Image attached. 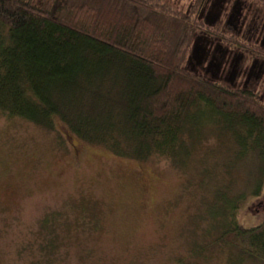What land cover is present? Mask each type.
Here are the masks:
<instances>
[{"label": "trees", "instance_id": "trees-1", "mask_svg": "<svg viewBox=\"0 0 264 264\" xmlns=\"http://www.w3.org/2000/svg\"><path fill=\"white\" fill-rule=\"evenodd\" d=\"M199 2L188 14L168 0H0V111L117 155L181 166L210 131L233 140L231 165L255 154L262 177L237 192L220 186L229 179L203 199L218 209L208 217L232 249L228 264L264 260V222L237 221L264 185V103L181 68Z\"/></svg>", "mask_w": 264, "mask_h": 264}, {"label": "rangeland", "instance_id": "rangeland-1", "mask_svg": "<svg viewBox=\"0 0 264 264\" xmlns=\"http://www.w3.org/2000/svg\"><path fill=\"white\" fill-rule=\"evenodd\" d=\"M168 1L179 11L192 2ZM257 92L264 102V81ZM234 150L210 131L182 166L137 159L0 111V264H228L232 249L208 217L218 209L203 198L229 179L220 186L252 189L263 168L255 154L231 165ZM237 219L264 222V185Z\"/></svg>", "mask_w": 264, "mask_h": 264}, {"label": "flooded vegetation", "instance_id": "flooded-vegetation-1", "mask_svg": "<svg viewBox=\"0 0 264 264\" xmlns=\"http://www.w3.org/2000/svg\"><path fill=\"white\" fill-rule=\"evenodd\" d=\"M194 15L199 26L184 56L186 73L257 100L264 81V0H200Z\"/></svg>", "mask_w": 264, "mask_h": 264}]
</instances>
